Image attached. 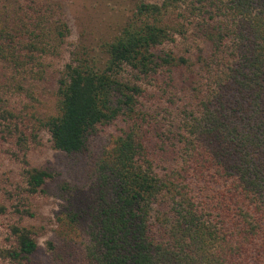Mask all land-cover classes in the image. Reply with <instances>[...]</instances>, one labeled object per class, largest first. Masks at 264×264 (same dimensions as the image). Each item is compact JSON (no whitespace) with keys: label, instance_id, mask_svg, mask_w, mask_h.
Wrapping results in <instances>:
<instances>
[{"label":"trees","instance_id":"16d2710c","mask_svg":"<svg viewBox=\"0 0 264 264\" xmlns=\"http://www.w3.org/2000/svg\"><path fill=\"white\" fill-rule=\"evenodd\" d=\"M180 1H138L133 18L103 41L102 63L84 47L64 66L58 113L45 123L54 148L82 153L95 127L128 119L96 161L87 193H76L61 243L49 242L64 264H264V0H195L190 6L211 51L178 130L159 136L169 146L151 149L136 113L143 90L120 71L127 65L157 82L159 71L169 77L172 67L188 63L156 47L181 30L163 21ZM63 25L54 26L55 39ZM31 32L32 38L13 33L0 16V62L22 71L35 61L40 66L49 33ZM1 101L0 131L14 125V134L21 132ZM163 158L169 159L160 167ZM25 176L34 193L51 174L30 167ZM10 229L14 246L4 256L29 259L37 250L31 231Z\"/></svg>","mask_w":264,"mask_h":264},{"label":"rangeland","instance_id":"374dc122","mask_svg":"<svg viewBox=\"0 0 264 264\" xmlns=\"http://www.w3.org/2000/svg\"><path fill=\"white\" fill-rule=\"evenodd\" d=\"M161 3L162 0H0V16L9 30L32 38L48 32L44 38L46 54L28 64L25 71L14 70L0 62V99L13 113L21 132L11 125L0 131V264H64L49 247V242L61 243L68 222L73 217L75 195L86 192L92 181L95 163L105 156L127 123L121 115L110 123L100 124L87 137V147L79 154H69L53 147L46 121L58 113V86L66 63L75 59L76 50L86 47L98 64L104 60L101 49L104 40L117 34L133 18L136 3ZM195 0H181L163 21L181 29L174 37L160 45L157 52H172L185 56L188 63L171 69L169 77L159 71L157 82L125 65L120 77L143 90L136 108L146 130V142L151 149L169 146L160 140L164 132L178 130L179 120L191 100L202 59L211 51L205 39V28L199 18L190 14ZM64 23L63 36L57 39L55 25ZM180 28L178 24H182ZM53 33H56L53 35ZM25 46V44H22ZM38 61V62H39ZM39 69V75L34 71ZM169 70V69H167ZM33 71V72H31ZM162 88L167 94H162ZM173 95L174 105L167 95ZM169 107V110H168ZM144 120V121H143ZM13 131V136L9 130ZM24 140H17L19 135ZM153 137H152V136ZM152 137V141H148ZM155 140V141H154ZM168 155V154H167ZM170 158V157H169ZM163 158L160 167L167 165ZM35 167L51 174L41 188L30 193L26 186L25 169ZM76 204V203H75ZM28 228L37 243V250L29 259L12 261L4 256V249L14 246L11 226ZM78 240V239H77Z\"/></svg>","mask_w":264,"mask_h":264}]
</instances>
